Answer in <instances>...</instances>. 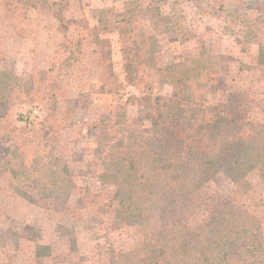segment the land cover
Masks as SVG:
<instances>
[{"label": "trees", "instance_id": "1", "mask_svg": "<svg viewBox=\"0 0 264 264\" xmlns=\"http://www.w3.org/2000/svg\"><path fill=\"white\" fill-rule=\"evenodd\" d=\"M9 2L12 12L24 13L36 0ZM217 4L230 7L235 24L245 29L242 47L257 44L256 67L264 77V0H217ZM138 9L125 3L123 13L108 15L109 32H116L117 41L130 47L131 68L139 83L136 102L156 134L147 136L139 121L127 114L111 54H104L100 93L112 99L98 117L96 145L102 163L115 168L110 195L116 203L114 216L140 230L139 264H264L260 224L232 197L218 201L195 229L186 223L190 205L210 182L208 165L241 191L249 187L247 177L252 172L264 182V124L240 125L226 105L208 109V97L219 90L218 61L193 56L158 65L152 57L157 39L140 27ZM148 17L184 40L181 21H174L170 12L152 6ZM160 86H169L172 92L154 97ZM65 97L66 91L52 76L39 72L24 80L0 71V175L9 173L8 189L36 206L49 200L66 204L76 187L61 165V148L49 140L66 126L59 115V102ZM21 106L36 107L42 116L31 120L18 114L20 124L12 125L13 112ZM179 148L185 149L187 163L176 160ZM28 164L40 171L33 172ZM167 192L171 194L169 218L160 229L151 220V209ZM108 256V264H128L126 254L113 248Z\"/></svg>", "mask_w": 264, "mask_h": 264}, {"label": "rangeland", "instance_id": "2", "mask_svg": "<svg viewBox=\"0 0 264 264\" xmlns=\"http://www.w3.org/2000/svg\"><path fill=\"white\" fill-rule=\"evenodd\" d=\"M125 3L139 7L140 27L156 37L152 57L158 65L193 56L220 63L219 90L208 97L209 110L226 105L240 125L264 124V77L256 67L258 46L242 47L245 29L235 24V12L220 8L217 0H36L24 13L12 12V3L0 0V71L24 80L40 72L54 77L66 91L59 102V115L66 126L49 140L61 148V165L76 186L66 204L49 200L36 206L8 189L9 173L0 175V264H108L110 248L126 254L128 264H139L142 235L137 227L114 216L116 203L110 195L115 168L102 163V151L96 145L98 117L112 99L100 93L101 60L106 53L111 54L127 114L139 121L147 136L156 134L146 121L144 108L136 102L139 83L131 68L130 47L117 41L116 32H109V17L123 13ZM152 6L181 21L184 40L148 17ZM221 56L232 60L220 61ZM170 92L171 87L160 86L154 97ZM18 114L31 120L42 116L36 107H17L12 125L20 124ZM184 150L178 149L176 160L187 163ZM27 167L40 171L34 164ZM207 170L210 182L190 205L187 226L195 229L218 201L229 196L256 217L264 236V182L257 173L249 174V187L241 191L213 165ZM170 205L167 192L151 209V220L160 229L169 218Z\"/></svg>", "mask_w": 264, "mask_h": 264}]
</instances>
